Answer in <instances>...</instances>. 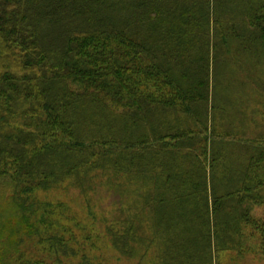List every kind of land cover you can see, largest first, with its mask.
Listing matches in <instances>:
<instances>
[{
  "label": "trees",
  "instance_id": "obj_1",
  "mask_svg": "<svg viewBox=\"0 0 264 264\" xmlns=\"http://www.w3.org/2000/svg\"><path fill=\"white\" fill-rule=\"evenodd\" d=\"M231 40L264 57V0H0V208L47 255L73 248L81 264H108L89 253L95 240L130 256L141 212L122 207L100 238L92 215L83 223L36 192L66 180L94 189L113 171L126 175L119 184L148 180L159 264H221L254 238L264 254L250 209L264 190V139L211 123ZM21 258L8 264H51Z\"/></svg>",
  "mask_w": 264,
  "mask_h": 264
},
{
  "label": "rangeland",
  "instance_id": "obj_2",
  "mask_svg": "<svg viewBox=\"0 0 264 264\" xmlns=\"http://www.w3.org/2000/svg\"><path fill=\"white\" fill-rule=\"evenodd\" d=\"M232 45L228 51L219 50L226 54L215 64L214 103L217 107L213 110L212 126L217 131L230 130L235 135L241 134L240 137H245L243 139L254 136L264 139V57H256L251 50L237 47V42ZM125 176L112 171L109 177L112 184L99 182L94 189L84 190L72 180H66L57 188L38 190L36 197L66 203L79 220L83 219V223L91 221L92 215L95 228L101 231L100 238L106 222L110 225L112 221L118 223L116 219L121 217L122 207L127 206L132 215L141 212L142 218L135 222L134 236L129 239L133 254L126 255L120 246H111L107 240L109 236L95 240L96 247L89 253H95L96 260L108 264H159L164 249L160 232L162 227L160 224L158 226L157 214L144 206L145 198L142 197L149 192L148 180L136 179L119 184L126 180ZM3 190L7 191L0 187L1 193ZM262 192L258 201L250 205V209L252 214L264 221V190ZM18 218L19 214L16 216L13 208H0V264H8L19 257H22L21 260L29 257L45 258L51 264H81L80 254H72L73 248H68L61 256L60 252L52 251L47 255L48 251L43 244L31 238V232L17 222ZM253 241L256 243L246 240L244 244L247 249L242 253L225 251L221 256V264H264V254L260 252L259 243L255 238Z\"/></svg>",
  "mask_w": 264,
  "mask_h": 264
}]
</instances>
